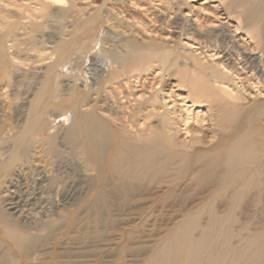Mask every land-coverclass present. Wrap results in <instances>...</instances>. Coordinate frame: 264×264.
I'll list each match as a JSON object with an SVG mask.
<instances>
[{
    "label": "rangeland",
    "instance_id": "374dc122",
    "mask_svg": "<svg viewBox=\"0 0 264 264\" xmlns=\"http://www.w3.org/2000/svg\"><path fill=\"white\" fill-rule=\"evenodd\" d=\"M36 1L0 0V264H148L163 253L187 264L198 250L202 264H264V184L253 183L264 179V72L244 80L250 93L227 122L248 119L255 145L227 169L210 150L225 94L193 101L190 84L226 44L253 68L263 60L262 34L241 26L264 0ZM167 112L182 120L180 137L164 126L167 136L194 146L155 143L148 168L116 166ZM81 113L95 120L93 140Z\"/></svg>",
    "mask_w": 264,
    "mask_h": 264
},
{
    "label": "bare ground",
    "instance_id": "6f19581e",
    "mask_svg": "<svg viewBox=\"0 0 264 264\" xmlns=\"http://www.w3.org/2000/svg\"><path fill=\"white\" fill-rule=\"evenodd\" d=\"M59 2H65V1L37 0L35 3H39L45 7V5H47L48 3H59ZM245 15H246L245 19L246 20L248 19V22H246L245 25L241 27L244 28V32H246L248 37H250L251 39H256V41L259 42L260 34H262L261 36L262 38H264V20H263L264 3L260 1L258 4H252L247 6V8L245 9ZM237 19L239 25L236 28L238 29L240 28L241 22L238 17ZM236 52L237 51H234L231 46L226 44L225 47L219 49L216 52L217 54L215 57L217 58L219 57L221 59H216L215 61L212 60L211 62L212 64L208 67L202 66L200 75L198 76V80L195 82L191 81L190 83L193 90V92L191 93L193 101L204 97L205 98L211 97L213 101V99L215 98L214 88H218L220 91H222L225 94L226 101H224L223 105H225L224 108L226 112L223 115H213V117L211 118V124L216 128L215 132H217L219 129H223V128L225 129V132L220 131L222 134H218L221 142L217 146L210 149L213 150L218 147L217 155L222 156V160H219V163L221 165L219 168L221 169H227V167L230 165L247 162L249 159L247 154L250 152L249 150L255 145V140L252 137L253 134L256 132V129L249 124L250 121H248V119H243L242 121H238L230 128L227 126V122L232 121L237 117V115L236 117L234 116L235 115L234 110L243 106V104L241 105L240 101L245 99L246 93L248 94L250 93L247 86L244 84V80H248V81L255 80L256 82H260V76L258 72L260 71L264 72V44L262 46V54H261L263 60L257 62L255 68H253L254 66L252 67L251 63H249L247 59L245 60V58H243L242 56L240 57V53H236ZM259 107L261 112L262 106L258 105V108ZM37 116H39L37 112L32 113L31 119H33L32 121L35 122V124L37 123V119L39 118ZM79 120L84 130H86L87 137L91 140L95 139V136L99 132L96 129L95 120L91 118V116L88 115L87 113H81ZM180 121L182 120H177L176 117H171L169 112H167V115L166 117H164V119L155 117L153 121L154 127L152 128L149 127L146 129L147 140H149L148 141L149 144H145V142H143L138 145V149L135 151L132 150L130 152L128 151L118 152L115 155V160H114L116 166H119L122 160L123 162L126 161V165L130 163L133 166L134 170L132 171L130 170V172L132 173H136L141 169L148 168L160 156V154H155L154 153L155 151L153 152V145L155 143H160L163 141L169 142L170 145L178 144L179 146L183 145L192 148L194 144L189 145L188 140L181 138L179 140H175L172 137L167 136V132H166L167 130L164 128V126L172 130L173 133L176 135L181 131ZM172 127H174V129H171ZM185 128H186L185 131L187 133L190 132V129H188L187 127ZM197 129L202 132L203 130L202 124ZM204 133L205 131L203 130L202 134ZM232 134L234 136L226 142V146H225V141H226L225 138L227 137V135H232ZM200 136L197 135L192 136L190 140L193 142L201 141L202 143L206 144L207 141H202V138H200ZM199 148L200 147L198 146L194 149L195 154L202 152V148L200 149ZM184 150L185 151L181 155V157L186 158L188 160H191V158L193 159V152L190 149H184ZM142 151H145L147 153L144 155L143 162H141V159L139 160V158L135 157L137 154H139V152ZM229 159H230L229 162H225L226 160ZM228 163H230L228 166L227 165L223 166V164H228ZM165 166L167 167L168 165ZM214 167L215 168L217 167L216 163L214 164ZM204 171L205 168L202 166V164H200L198 169L195 170V174L196 176H201ZM253 183L256 185L258 184V186H260L264 184V179H262V177L257 178L256 180H254ZM10 207L13 208L14 210L13 212H16L18 210V208L15 209L16 207H18L16 205H12ZM42 209H43V205L40 207L39 211H41ZM174 238L178 239V237L177 238L174 237ZM171 241H173V239ZM157 256L153 257L148 264H167V263L178 264V257L176 256H164V253L158 257ZM241 256H242V251H240V253L236 255V259L240 260ZM189 259H190L189 261L191 262L187 260L186 261L188 262L187 264H202V253L200 252V250L193 252L190 254ZM217 259L218 258L212 259V257L211 258L209 257L207 258L206 262L207 264H217Z\"/></svg>",
    "mask_w": 264,
    "mask_h": 264
}]
</instances>
